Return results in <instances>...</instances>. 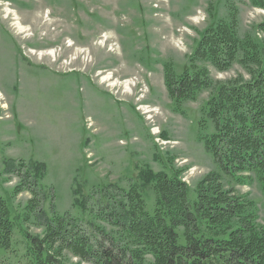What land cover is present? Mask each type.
I'll return each instance as SVG.
<instances>
[{
    "label": "rangeland",
    "instance_id": "rangeland-1",
    "mask_svg": "<svg viewBox=\"0 0 264 264\" xmlns=\"http://www.w3.org/2000/svg\"><path fill=\"white\" fill-rule=\"evenodd\" d=\"M231 8L241 35L264 37V7L252 0H0V195L15 222L0 264H32L26 232L42 235L44 216L25 219L32 193H14L29 171L48 217H87L106 186H138L153 211L143 171L178 173L195 197L197 184L218 171L199 131L210 90L178 110L164 64L183 73L204 30ZM208 67L216 81L243 73ZM30 164L44 165L38 181ZM231 185L263 224L260 182Z\"/></svg>",
    "mask_w": 264,
    "mask_h": 264
},
{
    "label": "trees",
    "instance_id": "trees-1",
    "mask_svg": "<svg viewBox=\"0 0 264 264\" xmlns=\"http://www.w3.org/2000/svg\"><path fill=\"white\" fill-rule=\"evenodd\" d=\"M252 2L264 7V0ZM257 28L264 35V22ZM208 65L218 71L240 66L245 74L216 81ZM164 78L178 110L210 90L199 131L218 171L197 184L194 198L178 173L143 171L156 196L153 211L138 186H106L81 218L44 215L32 174L19 175L14 193L28 190L34 197L25 219L45 217L42 235L26 232L32 264H264V223L252 200L231 185L256 178L264 191V37L241 35L238 11L231 8L229 18L204 30L183 73L166 62ZM30 167L38 181L44 165ZM8 202L0 195V250L13 241Z\"/></svg>",
    "mask_w": 264,
    "mask_h": 264
},
{
    "label": "bare ground",
    "instance_id": "bare-ground-1",
    "mask_svg": "<svg viewBox=\"0 0 264 264\" xmlns=\"http://www.w3.org/2000/svg\"><path fill=\"white\" fill-rule=\"evenodd\" d=\"M18 25H19V28L21 29V30H23L24 28L23 27H20V23H17ZM108 79V76L107 77H103V81H106ZM146 112H148V110L146 111Z\"/></svg>",
    "mask_w": 264,
    "mask_h": 264
}]
</instances>
